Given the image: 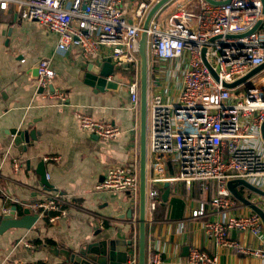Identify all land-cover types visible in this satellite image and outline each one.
I'll list each match as a JSON object with an SVG mask.
<instances>
[{
  "label": "built area",
  "instance_id": "built-area-1",
  "mask_svg": "<svg viewBox=\"0 0 264 264\" xmlns=\"http://www.w3.org/2000/svg\"><path fill=\"white\" fill-rule=\"evenodd\" d=\"M127 1L0 0V13L16 5L22 20L37 22L58 37L57 53L66 54L78 48L86 60L101 63L110 58L115 70L128 66L133 73L129 92L133 103L139 105L140 40L146 16L159 0H142L132 9V21L125 13ZM214 1L221 4L196 0L187 5L175 0L170 16L163 17L164 8L148 31L150 72L157 65L177 61L172 71L179 81V94L174 103H168L160 94L149 97L147 213H154L162 203L160 184L184 182L190 188L200 183L206 188L208 183L217 182L218 190L210 208L223 218L206 223L210 238L220 247L264 259V239L257 248H245L229 238L232 231L262 238L264 223L260 216L227 215L238 203L228 189L230 181L245 180L261 190L264 188V154L252 146V142L262 137L264 71L254 77L243 94H233L243 85L236 89L225 87L264 65V0ZM102 49L109 50L107 58ZM34 69L43 93L66 105L68 98L64 93L49 92L56 79L52 60H41ZM152 85L161 88L158 81ZM76 116L84 132L104 141L121 136L120 128L112 123L99 122L79 112ZM44 160L58 163L60 158ZM169 163L179 167L178 177H168ZM12 164L17 173L19 160ZM139 188V166L132 162L110 168L96 189L132 195L137 203ZM68 205L65 197L53 193L30 204L28 209L37 213L38 219H48L53 224L68 215ZM5 211L8 214L10 209ZM192 216L207 217L208 213L196 210ZM24 246L37 247L27 242ZM188 262L218 264V259L193 249ZM135 263L131 257L130 264ZM161 263L159 254L150 260V264Z\"/></svg>",
  "mask_w": 264,
  "mask_h": 264
},
{
  "label": "crops",
  "instance_id": "crops-1",
  "mask_svg": "<svg viewBox=\"0 0 264 264\" xmlns=\"http://www.w3.org/2000/svg\"><path fill=\"white\" fill-rule=\"evenodd\" d=\"M141 1H127L125 13L131 21L132 9ZM17 10L11 5L8 12L0 13V215L17 207V216L22 218L30 204L53 193L65 197L69 208L68 215L53 224L39 219L31 230L12 229L0 235V264H71L52 250L78 252L97 232H101L98 240L129 242L132 260L138 264L139 201L136 203L132 195L96 189L110 168L132 162L140 167V102L135 105L129 92L133 73L129 67L115 70L109 80L117 82L118 88L97 90L86 84L82 74L91 64L102 62L86 60L78 48L57 53L58 37L37 22L22 20ZM106 52L109 50L102 49L105 58ZM43 59L52 60L56 73L52 86L67 96L66 105L40 92L34 67ZM176 65L177 61H170L150 72L149 97L160 94L168 103L176 101L179 81L172 71ZM154 81L160 82L161 88L155 89ZM77 112L118 126L121 136L107 142L84 132ZM12 130H34L37 141L16 147ZM252 146L264 154L262 137ZM47 157H59L60 161H45ZM14 160L20 162L17 173ZM179 175V167L170 164L168 177ZM165 184L158 186L163 206L147 216V264L156 254L161 255V264H189L193 249L216 257L218 264H264L262 258L218 246L207 233V222L223 218L210 208L217 182L208 183L206 188L200 183L190 188L184 182L168 183L167 202L163 200ZM237 192L264 211V197L243 186L237 187ZM196 210L207 211L208 216L194 218ZM253 214L249 206L238 201L227 215ZM96 221L100 231L94 229ZM229 238L245 248H257L264 235L259 238L232 231ZM26 242L37 247L27 249Z\"/></svg>",
  "mask_w": 264,
  "mask_h": 264
},
{
  "label": "water",
  "instance_id": "water-1",
  "mask_svg": "<svg viewBox=\"0 0 264 264\" xmlns=\"http://www.w3.org/2000/svg\"><path fill=\"white\" fill-rule=\"evenodd\" d=\"M175 0H159L149 10L144 25L142 36L140 40V59H141V79H140V118H141V130H140V188H139V244H138V264H147V191H148V103H149V89H150V68L149 58L147 52L148 31L150 29L152 21L155 17L166 7H168ZM213 5H220L214 0H206ZM258 27V26H257ZM257 27L250 32L253 33ZM110 58L105 59L101 65L91 64L87 69V72L82 74V78L86 84L96 88L97 90L104 92L106 89H117L119 84L115 81L109 80L110 77L115 76V68L112 65ZM205 63L207 61L205 60ZM124 68H128L125 66ZM264 71V65L251 71L248 75L236 81L233 84H225L228 89H236L239 86L245 85L252 80L255 76ZM35 74L38 75L37 70ZM213 75L217 79V75L213 72ZM50 90L53 92L54 87L51 86ZM43 93L44 90L40 89ZM261 134L264 141V123L261 128ZM11 135L15 136V146L20 147L24 144H30V142L37 141V133L32 130L29 132L12 130ZM97 137V136H95ZM98 138V137H97ZM44 171V177L46 178V171ZM45 184H49L46 182ZM243 186L251 192L264 197V191L258 187H255L251 183L245 180H234L228 183V189L232 193L233 197L249 206L256 214L260 216L264 223V211L258 206L251 203L248 199L243 198L238 192L237 187ZM165 188L167 191L163 195L164 202H167L170 195V184L166 183ZM27 205V204H26ZM22 218L17 216V207H14L8 214L0 215V235H3L12 229H25L31 230L38 222L37 216L27 208L24 210ZM132 210L129 212L128 218H132ZM95 231H100L99 223H94ZM101 232H97L93 240L90 243L85 244L80 248L78 252L72 253L67 250L53 249L52 253L55 256L64 257L68 263L71 264H130L131 260V246L130 243L117 240L109 241L98 240V236ZM125 243V244H124Z\"/></svg>",
  "mask_w": 264,
  "mask_h": 264
},
{
  "label": "rangeland",
  "instance_id": "rangeland-1",
  "mask_svg": "<svg viewBox=\"0 0 264 264\" xmlns=\"http://www.w3.org/2000/svg\"><path fill=\"white\" fill-rule=\"evenodd\" d=\"M181 3L187 4V5H191L193 3H196V0H179ZM175 6V2L171 3L167 8H165L163 10V17L167 18L170 16V14L173 12ZM109 52H106L105 55H108ZM255 78H253L252 80H250L249 82H247L245 85H243L242 87L236 89L233 91L234 95H240L243 94L246 90L247 87H249V85L254 81Z\"/></svg>",
  "mask_w": 264,
  "mask_h": 264
},
{
  "label": "trees",
  "instance_id": "trees-1",
  "mask_svg": "<svg viewBox=\"0 0 264 264\" xmlns=\"http://www.w3.org/2000/svg\"><path fill=\"white\" fill-rule=\"evenodd\" d=\"M160 206H163V202L161 203V205H159V206L157 207V209H158ZM157 209H156V210H157ZM156 210H155V211H156Z\"/></svg>",
  "mask_w": 264,
  "mask_h": 264
}]
</instances>
